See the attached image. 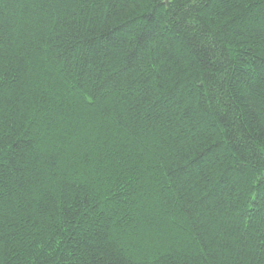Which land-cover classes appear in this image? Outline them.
<instances>
[{"label":"trees","instance_id":"1","mask_svg":"<svg viewBox=\"0 0 264 264\" xmlns=\"http://www.w3.org/2000/svg\"><path fill=\"white\" fill-rule=\"evenodd\" d=\"M0 264H264V0H0Z\"/></svg>","mask_w":264,"mask_h":264}]
</instances>
